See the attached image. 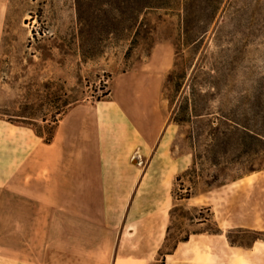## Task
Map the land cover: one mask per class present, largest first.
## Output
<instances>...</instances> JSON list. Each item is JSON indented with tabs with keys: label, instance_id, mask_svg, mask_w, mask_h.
Instances as JSON below:
<instances>
[{
	"label": "rangeland",
	"instance_id": "rangeland-1",
	"mask_svg": "<svg viewBox=\"0 0 264 264\" xmlns=\"http://www.w3.org/2000/svg\"><path fill=\"white\" fill-rule=\"evenodd\" d=\"M223 8L196 44H184L178 11L151 10L147 23L155 27L152 36H140L132 44L127 30L81 33L75 0H0V116L30 125L49 141L68 108L65 103L90 104L112 96L135 113L161 111L168 126L162 156L185 167L173 183L175 203L188 188L192 194L209 188L212 175L226 182L253 174L251 181L260 189L264 0H225ZM232 119L247 125L252 136L230 133ZM133 159L131 164L141 160ZM246 194L254 207L260 204L256 194ZM236 196L230 201L233 207ZM160 200L135 198L132 205L155 207ZM201 214L209 216L205 210ZM198 215V208L187 207L170 214L161 253L198 229L190 220ZM208 227L212 220L201 228ZM228 231L242 246L256 237L252 230Z\"/></svg>",
	"mask_w": 264,
	"mask_h": 264
},
{
	"label": "crops",
	"instance_id": "crops-1",
	"mask_svg": "<svg viewBox=\"0 0 264 264\" xmlns=\"http://www.w3.org/2000/svg\"><path fill=\"white\" fill-rule=\"evenodd\" d=\"M164 121L160 110L142 115L110 96L71 104L43 141L0 116V264H264V240L227 237L233 228L264 231V185L242 174L175 203L185 167L162 156ZM134 156L141 160L131 164ZM142 197L162 200L133 207ZM174 204L209 207L220 232L193 221L197 230L160 253Z\"/></svg>",
	"mask_w": 264,
	"mask_h": 264
},
{
	"label": "trees",
	"instance_id": "trees-1",
	"mask_svg": "<svg viewBox=\"0 0 264 264\" xmlns=\"http://www.w3.org/2000/svg\"><path fill=\"white\" fill-rule=\"evenodd\" d=\"M224 3L225 0H75V7L78 22L80 24L79 31L81 33H83V31H95L113 34L122 30H127L131 33L132 44L140 36L143 38L152 36L155 27L154 25L147 23V15L151 10H176L180 14L181 34L185 39L184 44L188 43L190 40L192 41L191 43L189 42L190 44H196L200 37L209 29L217 13L224 9ZM99 99L101 98H98L97 100ZM71 104H73V102L65 103L67 107ZM19 116H22L23 118L27 117L26 115ZM183 120L187 121L188 119ZM232 121L234 122V125H231V129H229L230 133L239 132L242 135H251L248 132L250 129L247 125L240 123L235 119H232ZM257 134L259 135V133ZM260 135L264 136V133H260ZM49 139L50 138H48V140ZM212 177L213 181L208 184V186L223 183L217 182L218 178L215 175H212ZM178 179L179 175L176 177V180ZM189 190L190 189L188 188L184 195L178 196L177 200L188 199L192 194ZM182 208H184V206L174 204L170 209V214L176 209ZM192 208H198L199 215L191 217V222L196 221L197 223L206 224L209 220H212L213 227H208L204 230L212 233L220 232V228L212 219L209 207L201 206ZM203 210L207 211L209 216L202 215L201 212ZM229 232L230 231L227 232L228 239L233 244H237L230 239ZM252 232L256 234L254 240H264V231L253 230ZM188 234L189 233L179 238L176 242L186 239ZM176 242L171 249L162 253L170 252Z\"/></svg>",
	"mask_w": 264,
	"mask_h": 264
}]
</instances>
